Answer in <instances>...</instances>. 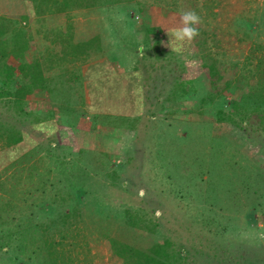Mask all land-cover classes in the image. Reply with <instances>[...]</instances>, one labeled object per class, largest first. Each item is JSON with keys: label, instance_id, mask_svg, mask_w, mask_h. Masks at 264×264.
<instances>
[{"label": "rangeland", "instance_id": "obj_1", "mask_svg": "<svg viewBox=\"0 0 264 264\" xmlns=\"http://www.w3.org/2000/svg\"><path fill=\"white\" fill-rule=\"evenodd\" d=\"M143 1L145 14L133 1L70 4L43 15L32 0L0 1L7 50L21 31L25 57L42 59L51 88L28 94L25 109L58 121L57 138L86 191L82 218L59 249L70 264H133L130 244L167 264H264V133L248 136L220 119L242 92L232 87L212 98L196 48L165 51L163 35L182 27L181 12ZM234 1L221 0L222 14L210 21L222 32V59L241 68L255 43L264 44V23L247 35L236 21L247 9L264 12V0L238 2L232 12ZM60 37L75 45L91 40L89 55H64ZM97 63L104 76L128 74L122 89L101 93L102 100L91 78ZM170 94L172 100L157 101ZM0 117L26 126L31 119L21 120L1 100ZM48 214L40 222L49 223ZM62 227L55 224L56 240ZM18 241L0 238V264H45L44 248L22 252Z\"/></svg>", "mask_w": 264, "mask_h": 264}, {"label": "trees", "instance_id": "obj_2", "mask_svg": "<svg viewBox=\"0 0 264 264\" xmlns=\"http://www.w3.org/2000/svg\"><path fill=\"white\" fill-rule=\"evenodd\" d=\"M22 1V0H21ZM36 4L37 13L46 14L49 11H62L70 4L84 7L115 4L133 1L138 2L140 11L145 14L147 2L143 0H32ZM156 4L171 10H193L200 16V22L195 25L198 35L191 41H185L182 50L172 51L169 32L163 37L167 41L166 52L172 51L176 55L195 47L203 66L208 70L212 98L223 95L227 90L236 87L242 92L239 100H233L227 111L222 112L220 119L234 124L250 136L252 131L259 135L264 133V44L255 43L252 60L245 66L238 64L229 67L218 51L222 48V32L210 21L222 14L224 5L221 0H152ZM236 1V2H235ZM229 2L232 12L238 2L244 5L245 0ZM247 9L242 18L237 19V25L251 34L254 25L264 23V12L256 10L252 14ZM261 14V16H260ZM257 15L261 17L258 20ZM5 15L0 17V100L7 109L15 111L20 119L31 118L29 125L13 123V118L0 117V238L13 236L20 242L22 252L31 251L32 246L45 249L47 256L45 264H70L65 262V252L60 251L63 239L67 237L70 228L77 225L82 218L85 204L83 196L86 194L83 186L78 184L79 173L76 163L65 153V147L59 142L57 133L59 123L54 118H45L25 109L26 97L37 90L48 89L46 70L42 59L28 60L20 47L19 40L23 33L20 31L15 48L7 50L8 37L4 26ZM149 32L157 37V30L149 27ZM23 36V35H22ZM24 38V36H23ZM22 38V39H23ZM63 43L64 55L76 54L82 58L90 53L91 40L74 44L71 39L60 37ZM66 41V42H65ZM159 41V45H160ZM254 45V43H253ZM252 48V47H251ZM249 52V53H250ZM14 57L18 65L8 63V58ZM250 64V65H249ZM99 68V69H98ZM102 63L93 66L91 78L95 84L96 95L106 91L119 92L123 87L124 77L128 74L115 70L106 76L102 74ZM139 68L135 69L138 71ZM112 79H114L112 81ZM105 84L110 88L106 90ZM181 91L186 90L185 82L179 83ZM51 90V88L49 87ZM168 97H157L159 103L172 100L174 94ZM182 96V94H180ZM165 101V102H164ZM107 114L118 116V112ZM98 113V112H97ZM99 112L98 114H100ZM53 214L49 223L40 222L42 213ZM62 223L61 239L54 237L57 222ZM126 258L133 264H167L147 251L134 244L126 245ZM63 254V256H61Z\"/></svg>", "mask_w": 264, "mask_h": 264}, {"label": "clouds", "instance_id": "obj_3", "mask_svg": "<svg viewBox=\"0 0 264 264\" xmlns=\"http://www.w3.org/2000/svg\"><path fill=\"white\" fill-rule=\"evenodd\" d=\"M180 19L182 27L169 32L170 44L175 45L171 47L172 51L182 50L185 41H191L198 35V29L195 27L201 20L198 13L193 10L183 11Z\"/></svg>", "mask_w": 264, "mask_h": 264}, {"label": "crops", "instance_id": "obj_4", "mask_svg": "<svg viewBox=\"0 0 264 264\" xmlns=\"http://www.w3.org/2000/svg\"><path fill=\"white\" fill-rule=\"evenodd\" d=\"M0 1H2V0H0ZM7 13H9V11H7ZM5 13L3 12V9H2V7L0 6V17L1 16H3Z\"/></svg>", "mask_w": 264, "mask_h": 264}]
</instances>
